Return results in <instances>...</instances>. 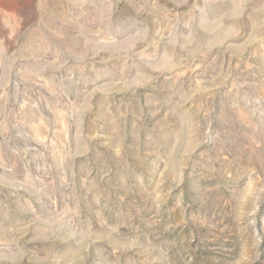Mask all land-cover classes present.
I'll return each mask as SVG.
<instances>
[{
    "label": "rangeland",
    "instance_id": "obj_1",
    "mask_svg": "<svg viewBox=\"0 0 264 264\" xmlns=\"http://www.w3.org/2000/svg\"><path fill=\"white\" fill-rule=\"evenodd\" d=\"M0 264H264V0H0Z\"/></svg>",
    "mask_w": 264,
    "mask_h": 264
}]
</instances>
